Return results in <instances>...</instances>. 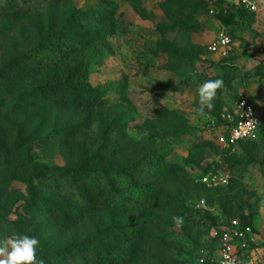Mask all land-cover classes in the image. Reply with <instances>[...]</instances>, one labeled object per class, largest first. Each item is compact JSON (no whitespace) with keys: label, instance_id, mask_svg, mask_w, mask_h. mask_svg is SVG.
<instances>
[{"label":"rangeland","instance_id":"1","mask_svg":"<svg viewBox=\"0 0 264 264\" xmlns=\"http://www.w3.org/2000/svg\"><path fill=\"white\" fill-rule=\"evenodd\" d=\"M241 99L260 125L233 144ZM31 133L46 178L32 206L0 167V239L27 231L44 264H217L235 220L264 259V0H0V160Z\"/></svg>","mask_w":264,"mask_h":264},{"label":"built area","instance_id":"2","mask_svg":"<svg viewBox=\"0 0 264 264\" xmlns=\"http://www.w3.org/2000/svg\"><path fill=\"white\" fill-rule=\"evenodd\" d=\"M229 40L226 38L223 43ZM259 119L257 113L249 100L241 99L237 106V116L230 119L226 124V139L229 143H238L251 140L259 130ZM224 140V138H222ZM211 178L205 177L204 181L209 182ZM216 182V179H211ZM223 183L228 182V177L221 178ZM252 229L241 224L239 221H232L230 225L221 231L219 249L220 258L217 264H244V251L249 247ZM250 264H264V259H254Z\"/></svg>","mask_w":264,"mask_h":264},{"label":"clouds","instance_id":"3","mask_svg":"<svg viewBox=\"0 0 264 264\" xmlns=\"http://www.w3.org/2000/svg\"><path fill=\"white\" fill-rule=\"evenodd\" d=\"M222 87L223 81L220 79L207 80L200 84L197 88V112L204 113L206 109H212L217 92ZM171 219L177 228L183 226V216H172ZM40 243L37 237L22 233L0 239V264H44L43 259L38 258Z\"/></svg>","mask_w":264,"mask_h":264},{"label":"trees","instance_id":"4","mask_svg":"<svg viewBox=\"0 0 264 264\" xmlns=\"http://www.w3.org/2000/svg\"><path fill=\"white\" fill-rule=\"evenodd\" d=\"M37 138H38V136L35 133H31L28 136H23V137L20 136L15 141L16 143L14 145L10 146L11 149L14 147L13 152L15 153V156L12 157V154H13V152H12V153H10V156L6 155L4 157V159L0 160V167L8 166V168H9L8 173L5 176L6 178H10L11 180H20L23 178L24 181H26V183L28 184L29 192L32 196V201L30 203L32 206L35 205V199L33 198L35 191H36L35 181H43L46 178V175L43 172V170L41 169V167L38 164H36L34 162V160L32 159L33 144L36 142ZM28 141L31 142V146L27 150V160H26L25 164L29 166L31 172H30L29 176L22 177L21 163H20V161H17V159H15V158H17V156H18L17 152L20 149L19 147L27 144ZM5 177H2V179H4ZM22 223H23V225L31 224V223L34 224V220L26 217L22 221ZM22 234L29 235V233H27V231H22ZM89 252L95 253V250L91 249V248H88V249L85 248L84 249V254H85L84 256L85 257H82V254L78 255L79 260H83V264H111V261H109L111 258H109V257L108 258L96 257L95 260H90V258L87 257V255H86ZM41 254L42 253H40L39 256ZM68 260L72 261V258H68ZM61 262L62 263H60V264H68V262L65 259L64 260L62 259ZM73 264H82V261H75V263H73Z\"/></svg>","mask_w":264,"mask_h":264}]
</instances>
